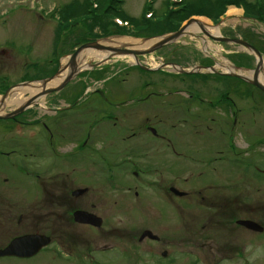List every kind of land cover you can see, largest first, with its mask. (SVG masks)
Returning <instances> with one entry per match:
<instances>
[{"label": "rangeland", "instance_id": "374dc122", "mask_svg": "<svg viewBox=\"0 0 264 264\" xmlns=\"http://www.w3.org/2000/svg\"><path fill=\"white\" fill-rule=\"evenodd\" d=\"M73 1H77L84 6L85 0H0V51H6L4 55L0 56V75H2V77H7L8 81H10L8 86L19 82L23 77L34 76L36 78H42L54 71L57 65L54 63L55 55H53V52L57 40L56 34L58 28L52 20L54 17L51 14L55 16L54 19L64 18L66 23H69L73 20V18H70V15L74 13L75 20H77L79 15L77 11H74L75 8L73 9ZM146 1L147 0H123L121 8L124 18L132 21L141 20L146 12ZM166 1L167 0L154 1L153 10L156 13V17L165 12ZM186 1L189 3V12L202 9L200 5H196V1L198 2V0ZM230 8H234L237 14L231 15L229 13ZM210 10L215 11L216 6L211 7ZM40 11L45 14V19L42 21H40L36 15V13ZM40 14L42 15V13ZM243 14L242 9L235 8L234 6L229 7L225 16L220 19L221 22H223L219 27L220 35L232 36L238 34L236 37H241L239 34L249 31L248 34L250 36L255 37V35H257L264 39V24H260L253 20H247L243 17ZM202 19L208 21L212 26L216 24L210 19L207 20L205 17L200 18V20ZM74 21L73 23L71 22V25L75 24ZM81 26V22L76 25L77 28ZM66 33L62 32L63 35ZM192 34L193 32L190 31L189 35L181 38L178 43L174 44V47L170 46L151 56L141 57V63L149 68H157L161 65L160 62H165V58L168 57L170 63H175L185 68H191L198 65V62L202 59V55L206 53L216 59L219 58V69L225 71V66L227 67L233 64L225 57H221L222 50L226 52H244L236 45L225 46L210 41V47L206 48L203 42L199 38L191 36ZM69 43L70 42L67 40L59 45V51L68 50ZM257 45L259 44L257 43ZM63 57L64 56L59 57L62 63L63 60L66 61ZM98 62V60H90L92 64ZM133 63L134 60L131 57H116L93 71L95 73L92 74L97 76L99 73H102V75L105 73V77L111 75L108 80V86L120 88L125 92L133 90L135 93L139 94L137 97L128 98V102L132 103L129 107L130 110L116 109L117 112H115L114 109H108L110 113L115 112L114 115L121 113L123 115L121 123L123 124L130 120L139 123L140 119H144L146 116V111H148V109L144 108V106L140 105L137 101L139 98L143 97L142 85L144 82L151 80L154 88H171L174 81V78L157 75L158 73L147 75L140 73L137 69H130ZM171 69L172 68L169 67V70ZM170 72L175 73L174 70ZM85 73L86 72L81 73L76 81L67 87V91L73 90L76 87L75 83L77 81H80V83L85 82L91 89H94V87H92L95 83L93 76H87ZM163 79L167 81L164 80V83H162ZM180 79L190 80L188 77H180ZM209 83L217 82L209 80ZM94 86L95 88H107L103 83L98 82L95 83ZM254 97V99H249L246 108L249 120V148H245L246 144L241 137V131L237 132L236 130L234 142L237 143L238 147L245 148L246 154L243 156V159H245L246 162L244 163L254 164V159L262 158L260 166L262 170L264 169V143L260 142V132L257 128L259 126L264 127V98H258L257 95ZM130 99H136V101H130ZM253 100H255V103ZM87 101L89 106L95 103V101L90 98ZM259 103L263 106L260 105V109H257L256 105ZM94 106L97 107V104L95 103ZM159 112L160 110L156 109L155 114ZM103 113L104 111L102 114ZM129 115H131L130 118H128ZM100 117L101 115L96 117L91 113L89 120L97 121ZM112 123L113 122H111L110 125H112ZM112 130L113 127L108 126L106 136H112L114 132ZM216 130L217 129H214L213 131L216 132ZM229 131V129H226L224 131L225 134H223L225 136L220 139L229 142V136L227 135ZM217 132L219 133L220 130H217ZM19 133V129L8 132L6 126L0 124L1 153L5 154L7 152H12L21 147ZM171 133H173L172 130ZM215 136L219 137V135ZM108 139L112 138L108 137ZM100 147L103 153L101 156H91L87 162L84 161V165H86L87 168L85 174L88 176L84 174L78 179L76 176L73 177V189L79 187L89 188V193L78 199L79 205L96 204L97 207L95 211L97 214L102 218H106L105 226L100 231L105 229L110 232L116 229L117 232H121L122 234H133L141 233L144 229H148L159 238V242H152L148 245L149 239L147 238V244H140L138 238L131 242V239L125 236L124 239H121V251L118 249L112 251L113 257H111L110 260H105L104 258V255L107 253H95L89 255L86 259L79 257L80 261L75 260L76 262H74V264H87L91 263L93 260L98 264H121V256L128 253L131 256L136 255L140 257L143 255L144 250L147 252L152 251L155 254L167 251V257H171V261H168L167 264H245L244 261L238 258L241 255L236 256L235 252L231 255L229 253L228 255L236 257V259L227 257L231 258L230 261L234 259V262L225 260L219 263L221 256L217 254L220 253V251H233L231 249L234 248V245L241 242V236H238L236 242L234 241V243L230 245H225V240L231 233V229L234 228L235 223L234 220H230L229 210L225 213V210L220 207L223 204H219L218 201H221L222 198H230V201L234 200V203H230L227 206L223 205V207L227 209H236L244 205L247 206L244 210L240 211V213H243L248 219L261 223L264 226V176L257 174V172L253 170V167H249L247 171L248 175H243L241 169H238L237 165H235L236 162H234L232 167L224 172L229 180H225L222 185L216 186L215 182H210L209 179L214 178L210 174H206L203 177H199L198 172L195 174L193 171L195 166L194 162L187 163L191 171H188L185 177L180 178L167 172V170L163 168L164 162L125 160L122 158L123 156H117L115 160L112 159L113 157L110 158L104 154V152L111 154L117 153V148L113 144H99L97 148ZM61 150L66 151V148ZM13 155L14 154L11 155L10 161H5L0 157V168L3 164L5 168L7 167L9 169L6 174L0 171V174L3 175L1 176V180L5 178V175L10 178L8 183H0V192H6L7 198L9 197L10 200L16 201L44 199L41 193L38 194L39 196L37 194L31 195V193H29L30 191H27L21 186V182L28 185L30 179L15 174V171H19L22 164L19 163V161L16 162L18 158L16 155ZM177 164L179 163L176 161H170V163H168L169 169L173 171L170 167ZM75 167L81 169V163H75ZM133 172L139 173L138 179L134 178ZM219 173L220 171L218 169L217 174ZM238 173H240L239 176H237ZM242 177L245 178V180H249L247 187L243 184L245 180H242ZM217 181L220 183L222 179L218 178ZM140 183H143V186H141ZM199 184H208V186H204L201 189L203 191L202 195L206 200L217 201L216 208H210L209 206L199 207L198 201L200 199L195 196L197 192H194L199 190L194 188L195 185ZM241 184L243 185L241 186ZM209 185H212V187ZM171 186L187 193L190 197L178 198L174 196L168 190ZM241 187L244 191H246L247 188V191L241 192ZM136 193H138V196H136ZM116 202L128 203H123L120 209H116ZM133 202H144L145 204L142 205L145 209H140V204L137 205ZM213 213L217 214L216 223L214 225L209 224L208 221L205 222L203 220L198 222V220H196L200 216H209V214ZM196 223L198 224L197 227L195 225ZM202 225L206 227V231L201 229ZM72 229L82 235H86L87 238L90 237L91 240L95 241L94 244L104 243V241H97V235H99L97 234L98 230L91 232L80 226H73ZM208 229H210V231ZM208 233H210L212 237H209ZM252 238V236L248 237L250 243L246 246L249 264H264V237L260 238V242L257 240L252 241ZM65 239H67V237H65ZM258 243L263 244L260 245ZM97 247L98 246L95 248ZM44 252L45 253L37 256L34 260L19 261L15 259H3L0 260V264H70L71 258L68 257L70 253L68 254L67 252L66 241H63L61 246L55 244L50 245L48 250ZM77 257L78 256H75L74 258ZM161 260L162 258L154 256L149 264H166V262H162Z\"/></svg>", "mask_w": 264, "mask_h": 264}, {"label": "flooded vegetation", "instance_id": "af4514ba", "mask_svg": "<svg viewBox=\"0 0 264 264\" xmlns=\"http://www.w3.org/2000/svg\"><path fill=\"white\" fill-rule=\"evenodd\" d=\"M5 53V51L1 52V56ZM165 59V64L170 63L168 57ZM216 61L211 55L203 54L199 65L211 67L216 65ZM221 74L202 72L195 74L196 76L193 79L188 77L190 80L177 78L176 75L168 72L157 74L172 77L174 81L171 88H154L151 80L143 83V97L137 101L148 111L139 123L130 121L123 124L114 115L117 112L116 109L128 108L132 104L128 102V98L137 97L139 96L138 93L133 90L125 92L120 88L107 87L94 89L85 94L87 84L85 82L80 83V81L75 83L76 87L73 90L67 91V89H64L47 96L42 100V105L39 100L34 107L25 110L14 119H0V123L6 126L8 132H12L14 129L20 130L19 141L21 143V147L12 152L3 154L0 151V157L5 161H10L11 155H16L18 158L16 162L19 161L22 167L19 171L16 170L15 174L30 179L28 185L21 182V186L30 191L31 195L41 193L44 196L42 200L16 201L7 198L6 192H0V251L7 248L15 239L39 235L49 239L51 245L61 246L62 242L66 241L67 252L70 253L68 257L71 258L70 264H74L75 256L86 259L89 255L95 253H107L104 258L110 260L113 257L112 251L117 249L121 251V239H124L125 236L129 237L131 242L138 238L140 244H147V238H141L144 232L149 231L148 229H144L141 233L122 234L117 232L116 229L110 232L105 229L100 231L105 226L106 218H103L102 228L98 229L91 225L78 224L74 220V213L77 210L99 216L95 211L96 204L79 205L78 199L72 197L74 192L73 177L76 176L78 179L87 172L84 161L87 162L91 156H101L103 154L101 147L97 148L99 144H113L117 148V153L104 152V154L114 159H117V156H123L122 158L125 160L164 162V169L173 176L180 178L185 177L186 173L191 171L187 163L194 162L193 171L195 174L198 172L199 177L210 174L214 178L209 180L215 182L216 186H220L225 180H229L224 172L232 167L234 162H236L235 165L238 169H241L243 175H248L249 167H253L257 174L263 173L259 158L253 160L255 161L254 164L244 163L246 160L243 159L246 154L245 148H249V120L246 108L250 97L254 99V90L233 88V84L229 81L218 82V77L224 76ZM203 77L209 78L202 79ZM32 80L22 79L19 83ZM164 80H162V83H164ZM209 80L217 83H209ZM30 96L29 93H26L23 100ZM89 98L95 101L97 107L94 106L95 103L90 106L87 104ZM131 100L136 101V99ZM253 101L255 103V100ZM260 105L262 104L256 105L257 109H260ZM14 109L8 110L7 113ZM108 109H114L115 112L110 113ZM156 109L160 110L157 114H155ZM91 113L96 117L101 115L102 118L91 121L89 120ZM110 118L115 120L112 125H108L112 122ZM108 126L113 127L112 136H106ZM214 129L220 130V132L218 133L217 130L214 132ZM226 129L230 130L227 134L229 142L220 139L225 136L223 134H225ZM257 129L260 132V142L264 143V127L259 126ZM171 130L173 133H171ZM236 130L242 132L241 137L245 141V148L238 147L237 143L234 142ZM215 135H219V137ZM108 137L112 139H108ZM63 148H66V151H62ZM170 161L179 163L170 167L173 171L169 169L168 163ZM75 163H81L82 168L77 169ZM2 166L0 171L6 174L9 169ZM218 169L219 174H217ZM239 175L240 173L237 174V176ZM1 176L3 175L0 174V180ZM218 178L222 179L220 183L217 181ZM9 180L10 178L5 175L0 183H8ZM242 180H245V178L242 177ZM248 181L246 179L243 182L246 187ZM140 185L143 186V183H140ZM212 185L209 186L212 187ZM204 186L206 187L208 184L194 186L195 189H199L194 191L197 192L195 196L200 199L198 201L199 207L216 208L217 201L206 200L203 197L201 189ZM244 189L241 187V192L247 191V188L246 191ZM136 196H138L137 193ZM233 201H230V198H222L218 202L227 206L234 203ZM123 203L128 202H116V209H120L121 206L118 205ZM133 203L137 205L145 204L144 202ZM223 205L220 206L221 209H224L225 213L229 210L230 220H234L235 223L234 228L231 229V233L225 240V245L236 242L239 235L241 236V242L234 245V248L231 249L233 251H220L217 254L221 256L219 263L225 260L234 262L236 257L228 254L231 255L235 252L236 256L241 255L238 258L244 261L245 264H249V256L246 254V246L250 243L248 237L252 236L254 238H252V241L257 240L260 242V238L264 237V232L250 231L241 224L243 221L250 220L243 213H240L247 206L227 209ZM140 208L145 209V207ZM216 219L217 214L213 213L209 216H200L196 220L198 222L208 221L209 224L214 225ZM254 222L264 227L261 223ZM195 225L197 227L198 224ZM73 226L84 227L91 232L98 230L97 234L99 235L96 234L98 236L97 241H104V243L94 244L95 241L91 240L90 237L87 238L86 235L74 231ZM201 229L206 231L204 225L201 226ZM208 230L210 231V229ZM208 234L209 237H212L210 233ZM148 242L149 245L152 242L159 241L149 239ZM96 246L98 247L95 248ZM47 248L41 252L47 251ZM165 252L155 254L152 251L147 252L144 250L143 255L140 257L131 256L127 253L121 256L122 261L120 262L121 264H149L155 256L162 258L161 261L167 264L168 261H171V257H164ZM37 256L39 255L28 259L5 257L0 258V260L29 261L34 260ZM227 257H233L234 259L230 261L231 258ZM102 260L104 261L103 258ZM78 261H80L79 258ZM87 264L98 263L93 260Z\"/></svg>", "mask_w": 264, "mask_h": 264}, {"label": "trees", "instance_id": "16d2710c", "mask_svg": "<svg viewBox=\"0 0 264 264\" xmlns=\"http://www.w3.org/2000/svg\"><path fill=\"white\" fill-rule=\"evenodd\" d=\"M123 0H100L99 6L95 9L91 0H85V12L79 14V18L83 17L82 27L74 28L70 33L65 34L59 43L63 44L69 41L68 50L60 53H67L74 50L75 47L88 41L100 38L101 36H131L136 38H144L148 36L163 35L179 29L181 24L193 15L206 16L214 23H218L219 19L225 14L228 6H236L244 10L246 19L257 20L264 23V0H198L196 5H200L202 9L189 12V3H184L182 9L172 11L169 9V2H165V12L155 19H147L145 16L141 20L132 21L125 19L121 9ZM84 6H73L74 11ZM216 6L215 11L210 8ZM164 16V17H163ZM74 17V13H73ZM120 18L129 22V27L117 25L113 20ZM245 32L244 40L256 46L264 54V41L258 36L252 37ZM72 39V40H70ZM257 43L259 45H257ZM68 45V44H67ZM66 45V46H67ZM232 62L239 67H252L253 58L248 55H237L232 57Z\"/></svg>", "mask_w": 264, "mask_h": 264}, {"label": "water", "instance_id": "95a60500", "mask_svg": "<svg viewBox=\"0 0 264 264\" xmlns=\"http://www.w3.org/2000/svg\"><path fill=\"white\" fill-rule=\"evenodd\" d=\"M193 24H197L201 28V30L203 31L205 36L212 38L213 40H215L217 42H226V43L240 45V46L244 47L249 53L255 55L257 57L258 61H257L256 69L253 73L252 79L243 77V76H241L239 74H235V73H231L229 75L233 76V77L240 78L242 80H245L246 82L250 83L251 85H254L255 87L259 88L260 90H262L264 92V85L261 82H259V75L261 72H263V56L261 55V53L257 49H255L253 46H251L249 43H247L241 39H230V38L212 36L211 34H209V32H207L204 29L203 24L200 21L192 18L179 31H177L173 34H168V35H164V36L160 37V39L156 43L152 44L150 47H148L144 50H129L127 48L125 49V48L107 47V46H103L99 41L86 43V44L80 46L70 56L69 64L66 68H60V70L57 72V74L54 77L46 79L43 81V85L46 88L47 84L52 82L56 76L60 75L65 70H68V75L66 76V78H64L62 84L59 87L49 89V90L45 89L42 94L31 99L29 102H27V104H25L17 112L4 117V119H11V118L15 117L16 115L22 113L25 110V108L30 106L35 101V99H37L43 95L63 90L81 72L79 70V68L77 67L76 60H77V57L79 56V54L82 53L83 51L97 50V51L109 53V56L106 60H104L103 62H101L99 64H94V65L90 66L91 68H96V67L100 66L101 64L105 63L107 60H109L115 56H132L134 58L136 64L140 65L139 59H138L140 56L152 54V53L162 49L163 47L174 43L175 41H177L178 39H180L181 37L186 35L187 30ZM149 40L150 39H144L143 43H146ZM176 69L179 73H185L186 74V73H192L195 71H199V69H201V68H197V70H193V71H187V70H184L181 68H176ZM212 70H214V69H212ZM8 93L6 94V96L8 95ZM6 96L4 98H6ZM85 191L86 190L77 191L74 193V195L75 196L83 195L85 193ZM171 192H173L175 195L180 196V197L186 195V194L181 193L175 189H171ZM75 218H76V221L80 222V223H88V224H93L96 226L100 225V221L97 220L94 216L89 215L88 213L77 212V213H75ZM243 225L247 226L248 228H252V229H256L258 227L255 223H252V222H246ZM48 244H49L48 239H43L39 236L26 237L24 239H19V240L14 241L7 249H5L4 251H0V257L1 256H11V255H15L18 257H30V256L36 254L38 251H40L43 247L47 246Z\"/></svg>", "mask_w": 264, "mask_h": 264}, {"label": "bare ground", "instance_id": "6f19581e", "mask_svg": "<svg viewBox=\"0 0 264 264\" xmlns=\"http://www.w3.org/2000/svg\"><path fill=\"white\" fill-rule=\"evenodd\" d=\"M229 13L231 15H234V14H237V11L234 8H230ZM201 21L204 23V27L211 34H213L215 36H218L220 34V28H218V27L213 28V26L208 21H206L205 19H202ZM197 30H198V28L195 26L194 31H197ZM154 42L155 41L147 42L144 44L141 40H134L132 38H119V39H115L114 41H111V42H105V44L107 46L115 47V48L124 46L126 48L129 47L131 49L140 50V49L149 47ZM207 47H210V44H209V46H206V48ZM108 55H109L108 53H102V52H98L95 50L83 51L82 53L79 54V57L77 60L78 68H79V70L86 69L90 64V60L101 61L104 58H106ZM64 64H66V61H64ZM228 70L237 72L232 66L228 67ZM65 75H66V73L60 76L62 78V80L64 79ZM249 75H251V74H249ZM60 81H61V79L54 80L52 82L51 86L54 87V86L58 85L60 83ZM260 81L264 84V76L260 77ZM41 90H42L41 84H33V85L28 86V87L20 89V93L18 95L12 96L7 101H0V113L2 114L5 109L15 108L16 105H20L22 103L23 95L25 93L35 95V94H37V92H39ZM39 102H41L40 103L41 105L43 104L42 100Z\"/></svg>", "mask_w": 264, "mask_h": 264}]
</instances>
